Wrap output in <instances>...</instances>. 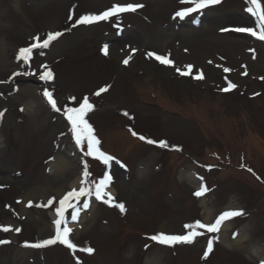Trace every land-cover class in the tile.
<instances>
[{
    "label": "rangeland",
    "instance_id": "obj_1",
    "mask_svg": "<svg viewBox=\"0 0 264 264\" xmlns=\"http://www.w3.org/2000/svg\"><path fill=\"white\" fill-rule=\"evenodd\" d=\"M128 4L143 7L74 26L81 16ZM219 5L180 18L177 12L193 5L0 0V229H10L0 230L7 241L0 243V264H264V40L234 31L255 28L247 0ZM136 25L137 34L124 33ZM55 32L65 33L36 48L29 63L18 58L35 37L42 43ZM49 70L53 78L38 86ZM23 73L30 77L20 80ZM104 85L108 91L96 95ZM42 87L60 112L44 103ZM85 97L94 106L85 118L100 150L114 158L108 166L83 155L64 115ZM85 161L90 181L106 172L112 181L102 200H70L80 208L76 221L66 207L75 250L59 242L25 246L55 237L59 201L84 186ZM200 186L208 191L197 198ZM227 211L246 215L226 219L219 232L197 229L191 244L150 239L187 235L185 225H211ZM209 241L214 252L205 251Z\"/></svg>",
    "mask_w": 264,
    "mask_h": 264
},
{
    "label": "snow or ice",
    "instance_id": "obj_2",
    "mask_svg": "<svg viewBox=\"0 0 264 264\" xmlns=\"http://www.w3.org/2000/svg\"><path fill=\"white\" fill-rule=\"evenodd\" d=\"M181 3H188L193 5L192 7H189L185 10L177 12V16L180 18H184L192 13L198 12L203 10L204 8L208 7L209 5H215L220 3V0H181ZM247 3L250 5L247 7L246 11L255 19V28L253 27H240L234 29V31L242 32V33H248L251 34L254 37H257L260 40H264V5H262L261 0H247ZM143 7V5L138 4H128V5H114L109 10L103 12L100 15H85L79 17V19L75 22L74 26L76 25H91L93 23L107 20L112 16H116L120 13L128 12V11H136L138 8ZM71 19V17H70ZM227 31V29H225ZM63 33L61 32H55V33H48L46 39L43 40L41 43L39 37H35V43L32 44L30 47L22 48L19 50L18 58L25 63H29L32 59V53L33 50L36 48H48L50 43L56 39H58ZM104 53L107 55V45L104 46ZM149 56H154V53H149ZM155 58L161 63L165 65H171L172 61L170 59H167L163 56L155 55ZM125 64L128 63L127 60L124 61ZM47 67V66H45ZM188 69V73L191 72L192 66L188 65L186 66ZM177 71H180V69H177ZM225 71H230L229 69H225ZM185 72H181L182 75L188 74ZM28 73H23V75H27ZM246 74V73H245ZM22 75V73H15L14 76ZM53 78L52 72L49 70L45 74L41 75L40 79L42 80H51ZM197 79H202L203 75H199L196 77ZM236 85L229 84V88H235ZM229 88H225L224 91H228ZM106 89H102L101 91H105ZM43 95L47 98L48 103L51 105V108L56 111L60 112L61 108L57 106L56 100L53 98V94L45 90L43 92ZM96 95H100V92H97ZM74 99V98H73ZM94 106L91 104L87 97L83 99V102L80 104L79 107H66L64 109V115L66 116L67 120L71 124L72 133L75 137V142L77 147L80 149V151L83 153L86 157H92L96 160L101 161L104 165L108 166L110 165V162L114 159L110 155H107L103 151L100 150L99 144L100 141L97 139V137L94 134V130L92 126L88 123L87 119L85 118L87 113L91 110H93ZM127 115V113H125ZM133 135H136V133H133ZM140 139H145L143 136L140 137ZM149 144L157 143L153 140L147 141ZM159 146L161 147H167V143L164 141L159 142ZM91 173L88 171V164L85 161L84 163V171H83V181L82 184L84 185L81 187L79 192L73 190L59 201L60 207L56 210L58 216L60 217L55 221L56 225V234L55 237L52 239L43 240L39 243L31 244V245H25L28 247L33 248H43L47 247L49 245H53L57 242L61 244L67 245V247L72 248L75 250V245L72 244L69 239V233L71 229L68 227V222L65 218V209L66 207H71L73 211V215L71 216L72 221H76L78 219V214L80 212V208L76 207L75 205L70 203V200L75 198L77 201H79L80 197L86 196L89 199L94 195L97 200H102L104 196L106 195L105 189L110 185L112 181L111 175L106 172L104 174L103 179H100L98 182L96 181H90ZM208 189L206 187L202 188L200 192H196V196H201L204 193H206ZM109 200H111V197H109ZM53 203L52 200L48 202L49 205ZM31 206V204L29 205ZM43 206V205H40ZM113 206L119 208L121 212H124L125 205L123 203H115ZM89 207L88 201H85L83 204V208L87 209ZM246 213L242 211H227L222 214H220L215 223L211 225H205L201 222L197 221L195 224H188L185 225V228L191 229V231L187 235H167L164 233H160L157 235H154L150 237L153 241H156L160 244L173 246L177 243H192L194 242V238L196 235L200 234L196 230L197 229H207L208 232H219L220 227L222 225V222H224L226 219H232L239 216H244ZM63 225V228L61 227ZM0 230L3 231H9L10 229L7 227H4ZM16 231H19V229H16ZM0 243H7V241H0ZM85 251L92 253V248L84 249ZM212 250V242L209 241L208 243V252ZM207 252L205 253V258H207Z\"/></svg>",
    "mask_w": 264,
    "mask_h": 264
},
{
    "label": "bare ground",
    "instance_id": "obj_3",
    "mask_svg": "<svg viewBox=\"0 0 264 264\" xmlns=\"http://www.w3.org/2000/svg\"><path fill=\"white\" fill-rule=\"evenodd\" d=\"M191 183H193V181H190Z\"/></svg>",
    "mask_w": 264,
    "mask_h": 264
}]
</instances>
